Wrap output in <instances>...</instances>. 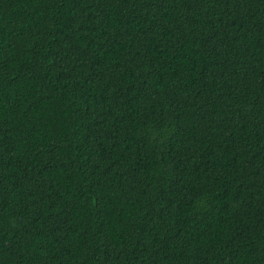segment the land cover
Here are the masks:
<instances>
[{
	"label": "trees",
	"instance_id": "16d2710c",
	"mask_svg": "<svg viewBox=\"0 0 264 264\" xmlns=\"http://www.w3.org/2000/svg\"><path fill=\"white\" fill-rule=\"evenodd\" d=\"M0 264H264V0H0Z\"/></svg>",
	"mask_w": 264,
	"mask_h": 264
}]
</instances>
